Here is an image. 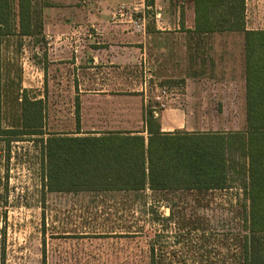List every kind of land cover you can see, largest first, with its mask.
<instances>
[{
    "label": "rangeland",
    "instance_id": "1",
    "mask_svg": "<svg viewBox=\"0 0 264 264\" xmlns=\"http://www.w3.org/2000/svg\"><path fill=\"white\" fill-rule=\"evenodd\" d=\"M119 18L133 23L136 17L123 8L116 9L113 16V20ZM99 37L96 30L78 29L61 35L72 45L63 47L59 66L44 59L47 47L42 37L23 38L21 45L18 38L7 37L2 46L4 126H11L19 119L18 97L26 89L31 98H37L39 93L45 97L46 131H72L76 122L73 87L90 88L86 55L82 54L74 64L77 53L74 43ZM204 37L213 45L207 47L203 63L195 64L186 80L173 77L172 73L181 74L175 67L164 69L163 78L150 71L151 63H146L142 67L144 72L137 76L135 64H128L126 78L122 70L111 67L105 76L112 88H120L124 94L112 98L83 95L81 116L86 128L140 129L142 106H156V97L164 87L169 102L167 111L180 109L188 121L185 129L243 131L245 88L238 55L234 52L240 49L243 35L214 32ZM222 39L235 43L231 58L219 54ZM44 63L49 74L47 82L39 77V68ZM54 67L60 69V79L52 76ZM184 71L187 72L186 68ZM98 79L101 81L102 75ZM133 91L139 94H130ZM125 116L132 122L128 126L117 124ZM108 119L111 122L107 123ZM12 139L9 150L0 141V264H151L152 247L157 264L240 263L235 245L241 233L238 200L242 199V189L235 179L240 174L232 172L231 189L209 194L167 195L149 190L52 193L43 187L41 146L36 136ZM242 163L239 159L238 166ZM171 208L173 218H169ZM185 218L191 224L206 227L205 235L201 231H179L177 223Z\"/></svg>",
    "mask_w": 264,
    "mask_h": 264
},
{
    "label": "trees",
    "instance_id": "2",
    "mask_svg": "<svg viewBox=\"0 0 264 264\" xmlns=\"http://www.w3.org/2000/svg\"><path fill=\"white\" fill-rule=\"evenodd\" d=\"M192 2L195 34L243 33V131L164 132L152 105L148 104L143 108L142 131L146 136L128 131H111L100 136L48 132L43 100L29 97L26 89L18 97L19 119L11 126H4L2 45L10 36L41 38L42 8L47 3L0 0V141L9 150L12 138L36 136L41 146L43 187L48 192L149 190L167 195L209 194L231 189L232 172L240 174L235 178L242 189V199L238 200L241 233L236 237L239 243L235 244L241 256L238 264H264V29L244 28V0ZM153 3L154 0H145L146 6ZM76 113L78 116V101ZM239 159L243 160L241 166ZM173 217L171 208L169 218ZM177 224L179 231H201L203 236L207 229L191 224L186 218ZM1 232L5 235L4 228ZM151 264H157L153 247Z\"/></svg>",
    "mask_w": 264,
    "mask_h": 264
},
{
    "label": "crops",
    "instance_id": "3",
    "mask_svg": "<svg viewBox=\"0 0 264 264\" xmlns=\"http://www.w3.org/2000/svg\"><path fill=\"white\" fill-rule=\"evenodd\" d=\"M47 4L42 8V39L45 40L47 50L44 59L54 62V66H59L64 55V46L72 45L67 43V39H62L61 35L72 32L76 29L82 31L96 30L99 38H87L86 43H74L77 51L75 63L83 55L87 58V71L89 72L88 89L83 90L80 86H74L73 92L76 94L75 100V128L65 133L71 136H100L111 131H123L139 133L146 136L144 129V106H142V127L140 129L121 127L97 129L95 127L86 128V121L81 116V103L83 95H92L96 98H112L123 96L124 91L120 88H112L110 80L105 75L110 72L111 67L122 70L124 78L127 76L129 65L135 64L134 75L137 76L144 72L142 67L146 63H151L150 71L155 72L159 78L165 77L163 72L167 67H175L174 70H181V74H173V77L189 79L191 68L195 64L201 66L203 58L207 56V49L213 45L204 36L194 33V7L192 0H154L152 6H146L145 0H44ZM127 8L134 13L133 23L123 22L121 18L113 20L116 9ZM244 28L248 30L264 29V0H244ZM227 33V32H215ZM241 33L242 32H230ZM178 35L176 37H162L161 35ZM88 36H90L88 34ZM26 38V37H25ZM40 40V41H41ZM75 40V39H74ZM79 40V39H76ZM19 39V44H22ZM74 42V41H73ZM83 42V43H82ZM235 42V41H234ZM235 45L231 39L219 41L221 49L220 56L231 58ZM3 46V45H2ZM86 47L80 49V47ZM208 47V48H207ZM240 49L236 52L239 59V69L242 71V79L245 88L244 74V37L240 41ZM238 52V53H237ZM235 54V53H234ZM102 62V63H100ZM100 63L101 65H97ZM180 63V64H179ZM129 64V65H128ZM186 68V71L185 70ZM57 67H54L53 77L55 80L61 78ZM39 77L47 82L49 76L47 67L44 63L39 68ZM102 75V79H98ZM98 84V85H96ZM56 92V88L55 91ZM130 94H139L130 92ZM42 99L45 107L46 101L43 93L37 95ZM76 101L79 103V114L76 113ZM169 107V104L167 108ZM154 106H152V109ZM159 110L157 115L161 131L172 132L175 130H185L188 121L180 109L171 108V111ZM96 113V112H95ZM127 113V111H126ZM110 118V117H108ZM121 118V119H120ZM117 124L128 126L132 121L125 116L120 117ZM96 122H99L96 119ZM111 122L110 119L106 120ZM46 123V118H45ZM61 193V192H52Z\"/></svg>",
    "mask_w": 264,
    "mask_h": 264
},
{
    "label": "built area",
    "instance_id": "4",
    "mask_svg": "<svg viewBox=\"0 0 264 264\" xmlns=\"http://www.w3.org/2000/svg\"><path fill=\"white\" fill-rule=\"evenodd\" d=\"M120 9H122V8H120ZM166 95H167V89L163 87L160 90L159 95L156 97L157 98L156 99L157 100L156 106H154V108H153V113L155 115H157L159 110H164L167 108L169 102L166 100V98H167Z\"/></svg>",
    "mask_w": 264,
    "mask_h": 264
}]
</instances>
